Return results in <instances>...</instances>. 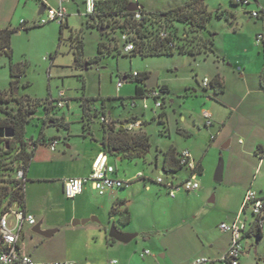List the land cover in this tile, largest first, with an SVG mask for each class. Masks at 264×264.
Instances as JSON below:
<instances>
[{"label":"rangeland","instance_id":"obj_1","mask_svg":"<svg viewBox=\"0 0 264 264\" xmlns=\"http://www.w3.org/2000/svg\"><path fill=\"white\" fill-rule=\"evenodd\" d=\"M127 1L137 2L147 11H161L183 6L192 0ZM249 1L248 5L243 6L233 5L230 0H203L212 16L201 30L200 36L209 38L213 34L215 53L191 55L175 52L171 55L131 56L122 51L120 33L117 30L97 28L92 20L75 10L70 12L68 25L62 29L61 40L60 24L56 21L37 26L28 32L20 30L10 36L12 61L24 69L17 93L40 100L33 119L25 125L26 138L30 139L29 136L33 134L36 139L42 126L39 119L40 113L44 111L42 102L45 99H55L59 90H63L69 98L70 110L67 115L70 119L71 139H78L74 135L81 131L80 103L84 98L93 100L92 107H99L101 100L105 98L112 115L123 117L136 112L147 122L141 129L149 135L148 154L144 158L112 160V163L119 169L122 178L130 177L138 171L145 177L122 187L128 197L127 201H134L129 205L132 228L149 231L150 235L160 237L171 232H174L175 236L183 235L181 242L183 244L171 251L180 256L183 264H189L186 259L196 250L194 231L200 233L204 243L209 244L213 241L215 244L213 253L219 256L221 253L217 254V250L221 251L224 248L228 236L219 229V225L221 222L232 221L229 218L230 211H234L232 207L236 204L238 192L244 190V197L248 189L258 194L264 191V153L259 164L254 152L256 145L264 146V91L259 86L263 47L256 43L255 38L256 33L262 28L259 19L250 17L251 11L264 9V0ZM219 7L232 12L234 17L230 19L216 17L215 10ZM78 40L82 41V56L77 60L74 56V45ZM99 42L109 45L110 52L99 55L97 51ZM96 56L99 57L96 59ZM1 61L3 58H0V89H3L7 87L5 79L8 77V71ZM217 70L224 81L225 90L221 93H215L211 84L207 88L201 86L203 78L211 79L210 75ZM155 72L158 73V84L165 83L170 89L162 107L157 109V113L163 111L166 113L170 138L162 132L163 125L153 118L155 103L152 97L135 99V106L132 107L130 97L134 94V80H127L121 88L116 87L119 76L132 73L150 75ZM194 94L200 97L197 98ZM207 95L213 98L209 99ZM118 96L124 98L122 100L124 106ZM168 99L174 102L171 104ZM160 101L162 102V98ZM201 101L204 103L200 108L206 110L207 107L213 106L218 110L217 120L211 118L213 125L209 127L205 126V120L197 114V105ZM219 102L224 103L227 108L222 107ZM144 105L147 108H143ZM8 107L13 108V103H9ZM62 109L67 111L66 106L54 111L59 114ZM180 115L185 117L184 122L179 121ZM2 118L0 115V119ZM177 120L179 125L193 132L192 137L184 138L176 134ZM91 122L96 128L100 126L96 117H93ZM61 131L65 133L63 129ZM212 135H216V140H211ZM171 142L178 144L179 147H182L183 143H188L195 157L198 152L201 158L203 171L194 179L198 184V190L186 192L181 189L175 193L177 197L184 195L185 205L195 208L196 214L175 213L172 209L174 199L168 196L164 186L155 182L159 176V168L155 167L154 159L157 158L160 166L162 158L160 150ZM39 145H42V142ZM15 150L16 148H13L8 152H0V180L8 179L11 189L14 186L16 169L8 168L6 163ZM220 163L222 178L216 181L215 174ZM42 169L45 173L54 171L51 166H44ZM173 175L179 180L181 176L187 177L188 171L180 169L178 173L167 172L163 177ZM49 192L52 195V204L57 202L60 205L61 198L55 194V189ZM29 197L31 199V196ZM10 199L11 190L2 198L0 216ZM65 201L67 204L71 202L68 199ZM18 207L19 203L12 200L9 209L15 211ZM44 212H50L48 207ZM93 217L96 222L104 221L108 228L114 222L103 218L101 214H95ZM247 217L249 220L252 218L250 212H247ZM73 218L70 219V223ZM35 220L39 231H34L33 226L23 227L24 253L35 248V257L42 256L45 259L38 260V263L67 260L69 253L66 245L72 240L64 228L53 232V225L58 222V217L55 214H36ZM78 220L80 224H77L76 229L81 232L82 228L92 226L94 222L91 215ZM83 220L87 222L83 224ZM6 221L8 228L12 229L15 225L14 215L8 213ZM50 231L49 235H45ZM73 240L78 244L87 243L76 235ZM85 240L93 241L90 233ZM242 242L244 248L239 264H264V224L260 237L254 234L245 237ZM147 248L160 263L171 256L169 249L165 251L156 244H148ZM164 253L167 257L162 256Z\"/></svg>","mask_w":264,"mask_h":264},{"label":"crops","instance_id":"obj_2","mask_svg":"<svg viewBox=\"0 0 264 264\" xmlns=\"http://www.w3.org/2000/svg\"><path fill=\"white\" fill-rule=\"evenodd\" d=\"M43 5L44 8L41 10ZM57 6H58V0H0V29L9 28L13 30V33H18L20 30H24L28 32L32 29H35V27H37V22L39 18L43 16L44 13L43 11L45 10L46 7H57ZM65 9L67 11L65 26H67L68 19L70 17V12L72 10H75V12L79 14L83 13V0H70V2L65 4ZM0 58H3V61H1V63L8 71V77L5 79L7 84L6 88H8L9 80H10L9 59L3 53H0ZM263 62H264V54L262 58V65L260 68V72L263 66ZM20 78L21 77L18 78V84L20 83ZM210 78L211 80L216 79V81L220 82L223 85V91L215 90L213 88L214 92L215 93L224 92L225 90L224 81H223V77L220 75V72H218V70L214 71L210 75ZM25 84L28 83L26 82ZM162 84L166 85V87L168 88V91L163 95V101H165L166 95L168 96V93H170V89L167 84L161 83V85ZM260 89L263 91L261 87ZM15 95L21 96L18 95V93H15ZM194 95L197 98L200 97L198 95L196 96V94ZM207 96L209 99L213 98L209 95ZM168 101L171 104L174 102L172 99H168ZM203 101H201V103L197 105L198 106L197 114L200 115L201 117H202L201 113L204 109L200 108V105L204 103ZM219 103L221 104V102ZM221 105H223L222 107L227 108L226 105L224 106V103H222ZM66 107H67V111H64L62 109L61 113L57 114L56 112H54L52 113V116L54 118H58V120L62 121L63 123H67L68 124L67 128L54 126L50 122H47L45 125H43V138L45 141L42 142V145H39L40 142L37 143L36 147L32 152L31 160L25 170V180H24V188H23L24 205L21 208L26 213L32 214L34 217H36V214H55L58 217V222L53 225L54 226L53 232L64 228L65 231H67V233L69 234L70 239L72 240L68 245H66V249L68 250L69 253L68 259L62 261H72L75 264H183V260L180 258V256H177L176 253L171 252L174 249V247L177 248V246L183 244L181 243L183 240L182 239L183 235L175 236L174 232H171L170 234L167 233L160 237L158 235L156 236L150 235L149 231H145V230L140 231L132 228L131 226L132 213H131V207L129 205L132 204L134 201L133 200L127 201L128 197L125 194L124 190H122V188L115 189L103 195H99L95 190L92 189V187L89 184H87L84 186L81 194H79L73 199H68L71 202L69 204L66 203L65 199L67 198H65L63 195V180L69 177H85L89 174L94 157L96 156L97 153L103 151L102 139L105 135V132H107V130L102 128V126L98 125L96 128L92 122L89 124H85L82 118V114L80 113L81 131L77 135H74L77 136L78 139H71L70 121H69L70 119L69 116L67 115V113L70 110L69 101ZM206 111L210 113L211 118L217 120V116H216V113L218 112L217 109L211 106L209 108L207 107ZM162 113L164 114V128H163L164 130L162 132L164 133L165 136H168L170 138L171 134H170V126L168 124V119L166 113L164 111ZM44 114H45V110L40 113L39 119L41 120V123L43 122ZM106 114L107 115L112 114V110L107 108ZM131 114L138 117L139 120H141L142 125L147 124L145 120L139 117V113L136 112H131L129 113L128 116H123V117H121L120 115H116V116L120 119H127ZM179 121L184 122L185 117L183 115H180ZM179 121L176 123V129H175L176 134L184 138L192 137L193 132L187 129L186 127H184L183 125H179ZM195 123L196 122L194 121V124ZM211 125H213V121ZM62 129L65 131V133H62L61 131ZM141 131L143 130L141 129ZM145 133L147 134V132ZM29 138L35 140V135L32 134L29 136ZM216 138H217L216 135L214 136L212 135L211 140L214 141L216 140ZM51 139H54L56 141L53 150L51 149V146H49V144L47 143ZM256 146L257 148L254 152L255 155H257L258 163L260 164L263 157L262 155L264 153V146L263 145H256ZM169 147H172L175 151L184 148L188 149L191 154L192 161L197 166L200 165L199 172H197V175L202 174L203 166H202L201 158L199 157V153L197 152V157H195V154L188 143H183L182 147H179L178 144L171 142L164 149L160 150L162 154L160 166H158L157 158L154 159L155 167L159 168V172H158L159 175L166 174L162 169V163H163V154L165 150H167ZM122 159L123 158H121L120 156L108 157V160L112 165H113L112 160L118 161ZM44 166H49V167L51 166L52 169H54V171L45 173L42 169ZM113 166L115 167V172L112 176L126 181L127 182L126 185L130 184L134 180L145 178L144 174L141 171H138L137 173H135L130 177H125L124 174L125 178H122L119 175V169H117L115 165ZM178 172L179 170L173 173H178ZM138 173H142L143 177L135 178L136 174ZM170 173L173 174L172 172ZM173 176L175 177V175ZM181 178L184 177L181 176L180 179ZM198 188L194 191L196 192ZM51 189H55V194L60 196L61 198L60 205H58L57 202L54 205L52 204V200H51L52 195L49 192V190ZM260 192L261 193L259 195H264V191L263 192L260 191ZM199 193L200 192H198V194ZM243 194H244V190L243 191L240 190L238 192L236 198V204L234 205V207H232L234 211H230L231 212L230 213L231 216L229 217L230 220H233V218L239 211ZM29 196H31V199ZM172 198L174 199L173 200L174 203L172 204V209H174L175 213L196 214L195 208L193 207L189 208L185 205L186 200L184 195L179 197L174 196ZM113 205L126 208V210L129 212L130 215V220L128 223L121 224L118 222L117 216L110 215V209ZM47 207L50 210V212L45 213L44 209ZM95 214H101L103 218H108L109 221L111 220L114 221L115 225L119 230L131 234H135L134 237L131 238L126 243H122L114 239L111 240L112 238L108 237L107 235L108 225H105L104 221L96 222L95 217H93V215ZM88 215H91L92 220H94L92 226H88L87 228H82L83 230L82 232L80 230H77L76 226L77 224H80V221L78 219L85 218ZM75 217H77L78 219H75ZM71 218L73 219L72 222L70 223ZM86 222L87 220L83 221L82 223L84 224ZM25 225L28 224H24L23 227ZM22 230H21L19 246L23 251ZM89 233L91 234V238L93 241L85 240L86 236ZM194 233H195L194 235L197 245L194 254L186 259L189 262V264L192 263V260L196 256H206L216 259L221 255L220 253H222L227 248L229 236H227L226 238V245L224 246V248L221 251L217 250V254H220L218 256L215 253H213V249L215 247L213 241L212 242L210 241L209 244L204 243V240L202 239L200 233L198 231L197 232L194 231ZM254 234L255 232L249 233L248 235H246V237ZM75 235L87 243L78 244L75 243L77 241L73 242L74 241L73 237ZM148 244H156L158 248H164L165 251L169 249L171 256H169V258H167L165 262L162 263H160L156 259L155 255H151V252H149L147 255L141 256V253L144 250L149 251V249L147 248ZM25 253L29 255L35 262H37L38 260L45 261L44 257L42 256H39L37 258L35 257V248L32 249L31 251L27 250ZM162 256L167 257V254L164 253ZM113 260L116 262L111 263ZM44 263H49V262H44Z\"/></svg>","mask_w":264,"mask_h":264},{"label":"trees","instance_id":"obj_3","mask_svg":"<svg viewBox=\"0 0 264 264\" xmlns=\"http://www.w3.org/2000/svg\"><path fill=\"white\" fill-rule=\"evenodd\" d=\"M128 2L127 0H114L98 3L95 13L89 17L91 20L96 21L97 28L106 27L113 31L117 30L120 34L129 33L134 47L129 55L147 57L163 54L171 55L175 52L188 53L191 55L198 53H215L212 39L213 34H211L209 38L200 36L201 30L212 16V12L207 10L203 0H192L185 3L183 6L161 11H147L141 8L139 10L141 14L139 20L133 19V11L126 10ZM230 2L233 5H238L233 0H230ZM215 16L230 19L234 17V14L219 7L215 10ZM64 26L65 24H60L59 40H61ZM12 33V29H0V53L5 54L9 59L10 74L8 88L0 90V115L3 116V118L0 119V130L7 127H12L14 130L12 138L0 136V143H2L0 152L4 153L16 148L14 153L10 156L8 163H6L7 167L16 169L17 164L22 163L26 170L37 143L45 141L43 138V125L50 122L54 126L67 128L68 124L52 116V113L55 112L54 110L59 108L55 106V101L45 99L42 102L45 114L36 139L25 138V125L33 119L40 100L32 99L28 96L15 95L18 87V78L24 75V69L19 64L12 62V50L10 47V36ZM114 48H116V45H114ZM97 51L99 55L105 52L109 53L110 46L104 42H99ZM74 56L77 60L82 56V41L80 40L74 45ZM98 57L99 56H96V59ZM147 76V74L138 73L135 76H131V74L119 76L127 80H134L135 82L134 94L130 97L131 103H135V99L149 97L153 91V89L147 90L145 88L144 80ZM259 83L264 91V62L259 75ZM210 84L215 90L223 91V85L216 81V79L211 80ZM157 88L163 95L168 91V88L164 84H158ZM118 98L121 100L120 103L123 104L122 100L124 98L121 96H118ZM154 99L155 98H153V100ZM92 101L93 100L90 98H84L80 103L81 114L85 124H89L93 117H96L98 120V115H104L107 111L105 98L101 100L99 107H92ZM9 103H13V108L8 107ZM114 116L116 115H109L113 123L108 127H105L98 121L100 126L107 130L102 139L103 151L108 157L120 156L127 160L144 158L148 154L150 148L149 135L141 131V129L136 132H128L124 129V124L126 122L139 118L131 114L127 119L117 120L118 117ZM153 118L157 119L164 128V114L162 112L154 115ZM177 151L172 147L165 150L162 163L164 173H173L182 169L177 162ZM199 167L200 165L197 166V172H199ZM13 182L14 186L11 189L8 179L3 178L0 180V205L2 198L11 190V199L8 200L1 214L9 209L12 200H16L20 207L24 205V182L21 183V186H18L17 180L14 179ZM110 215L117 216V220L121 224H126L130 220V215L126 208L119 206L113 205L110 209ZM255 234L260 237L261 228H258Z\"/></svg>","mask_w":264,"mask_h":264},{"label":"built area","instance_id":"obj_4","mask_svg":"<svg viewBox=\"0 0 264 264\" xmlns=\"http://www.w3.org/2000/svg\"><path fill=\"white\" fill-rule=\"evenodd\" d=\"M114 0H83V14L90 19V15L95 13L96 5L101 2H110ZM235 3L240 5H248L249 0H233ZM70 0H58L57 7H46L43 11V16L39 18L37 24L44 25L51 21H56L59 24H65L67 17V11L65 4ZM128 4V3H127ZM127 6V5H126ZM140 9L134 12L133 19H140ZM250 17L259 19L261 21V30L256 33V43L262 45L264 51V9L262 11H251ZM91 20V19H90ZM97 26L96 21L92 20ZM164 35V34H163ZM120 41L122 42V51L125 54H129L133 50V43L130 39L129 33H121ZM137 73H132L131 76H135ZM127 81L126 78L118 77L116 82L117 89L120 88L123 83ZM211 79L205 77L201 81L203 87H208ZM150 96L154 99V115L158 114L157 109L162 107L163 94L160 93L159 89L153 88ZM162 98V102L160 101ZM48 100L55 101L54 104L57 108H63L67 105L69 99L66 97L63 90H59L55 99L50 98ZM132 107L135 103H131ZM143 108H147L144 105ZM205 120V125L209 126L212 123L211 115L208 111L203 110L201 113ZM99 123L105 127L112 125V119L107 114L98 115ZM115 125V124H114ZM142 127L141 120H131L124 124V129L128 132H136ZM51 149H54L56 141L54 139L48 142ZM178 164L188 171V176L176 180L174 176L163 177L159 175L156 177L155 182L164 186L167 189V194L171 198L175 196L176 191L180 192L181 189L186 192H192L198 188L195 177L197 175V165L192 161L191 154L188 149H180L176 154ZM115 167L109 162L108 155L104 151H100L94 157L91 170L85 177H69L63 180V195L67 199H73L82 193L85 185L89 184L93 190L99 195L106 194L115 189H120L126 185V181L113 177ZM143 177L142 173L136 174L135 178ZM15 180L18 182V186L25 180V168L22 163L16 166ZM247 212H250L251 219L247 217ZM8 213H12L15 217V225L12 229L7 226L6 216ZM24 224L34 226L36 224L35 217L32 214L26 213L21 207L15 211L8 209L3 212L0 216V264H75L72 261H53L49 263H37L29 255L24 253L20 246L21 230ZM264 224V195H259L255 191L248 189L243 197L239 211L229 223L221 222L219 229L228 234L229 240L227 248L216 258H210L206 256H196L191 264H239V259L243 253V242L242 240L249 233H254L258 228H262ZM148 250H144L141 256L147 255ZM112 261L111 263H115Z\"/></svg>","mask_w":264,"mask_h":264},{"label":"water","instance_id":"obj_5","mask_svg":"<svg viewBox=\"0 0 264 264\" xmlns=\"http://www.w3.org/2000/svg\"><path fill=\"white\" fill-rule=\"evenodd\" d=\"M43 8H44V5L42 6L41 10ZM141 8H142V6H140L137 2H128L127 6H126L127 11H135V10L141 9ZM144 82H145V88L147 90L156 88L158 86V73L155 72L153 74L148 75L145 78ZM15 93H17V90ZM13 135H14V130L12 127H7V128H4L3 130H0V136L1 137L12 138ZM161 173H163V172H161ZM221 177H222V165L220 163L219 168L217 169V172L215 174V180L220 181ZM83 221H85V220H83ZM33 230L39 231V226L37 224H35L33 226ZM50 233H51V231L46 232L45 235H49ZM107 235H108V237H110L116 241L126 243L131 238H133L135 234H131V233L123 232V231L119 230L117 228V226L115 225V223L113 222L110 224V226L107 230Z\"/></svg>","mask_w":264,"mask_h":264}]
</instances>
